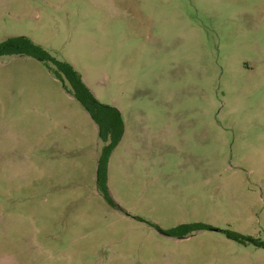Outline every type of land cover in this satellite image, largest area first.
I'll return each mask as SVG.
<instances>
[{"label":"rangeland","instance_id":"rangeland-1","mask_svg":"<svg viewBox=\"0 0 264 264\" xmlns=\"http://www.w3.org/2000/svg\"><path fill=\"white\" fill-rule=\"evenodd\" d=\"M71 64L125 133L46 66L0 57V264H264V0H0V43ZM205 224L185 236L166 232Z\"/></svg>","mask_w":264,"mask_h":264},{"label":"trees","instance_id":"trees-1","mask_svg":"<svg viewBox=\"0 0 264 264\" xmlns=\"http://www.w3.org/2000/svg\"><path fill=\"white\" fill-rule=\"evenodd\" d=\"M1 56H25L43 63L55 79L62 83L65 91L70 94L89 115L97 126L98 138L101 143L96 168V183L103 198L113 205L107 190V165L113 150L124 135V120L121 112L114 106L100 103L93 92L85 85L81 75L65 61L51 56L40 45L35 44L26 36L6 38L0 43ZM211 229L205 224H181L166 232L169 236H185L195 230ZM222 233L230 240L240 244H254L264 249V242L237 232L225 230Z\"/></svg>","mask_w":264,"mask_h":264},{"label":"crops","instance_id":"crops-1","mask_svg":"<svg viewBox=\"0 0 264 264\" xmlns=\"http://www.w3.org/2000/svg\"><path fill=\"white\" fill-rule=\"evenodd\" d=\"M124 120V119H123ZM124 133H125V121H124ZM124 136V135H123ZM123 138V137H122ZM122 140V139H121ZM121 142V141H120Z\"/></svg>","mask_w":264,"mask_h":264}]
</instances>
